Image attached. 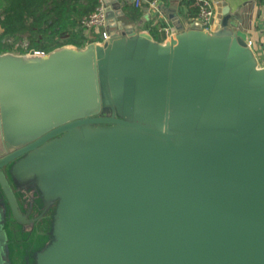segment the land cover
Here are the masks:
<instances>
[{
    "label": "water",
    "instance_id": "obj_1",
    "mask_svg": "<svg viewBox=\"0 0 264 264\" xmlns=\"http://www.w3.org/2000/svg\"><path fill=\"white\" fill-rule=\"evenodd\" d=\"M104 1L105 37L0 51V264H264V63L240 15L158 39Z\"/></svg>",
    "mask_w": 264,
    "mask_h": 264
},
{
    "label": "trees",
    "instance_id": "obj_2",
    "mask_svg": "<svg viewBox=\"0 0 264 264\" xmlns=\"http://www.w3.org/2000/svg\"><path fill=\"white\" fill-rule=\"evenodd\" d=\"M182 3L197 13L195 0ZM97 5L98 0H0V51L46 52L67 43L82 45L88 37L80 19ZM127 12L137 14L136 8ZM150 33L157 36L154 28Z\"/></svg>",
    "mask_w": 264,
    "mask_h": 264
},
{
    "label": "crops",
    "instance_id": "obj_3",
    "mask_svg": "<svg viewBox=\"0 0 264 264\" xmlns=\"http://www.w3.org/2000/svg\"><path fill=\"white\" fill-rule=\"evenodd\" d=\"M119 1L120 8L124 12V16L121 19L134 24L137 30L150 31V28H154L156 32L154 34L157 35L154 37L158 39H164L175 31L173 20L176 19V16L182 24L192 22L196 17V12L192 13L189 6L182 3V0H158L156 7L144 3L142 7L136 8L137 14L135 16H131L127 12V10L135 9L130 0ZM211 1L213 2L215 14L224 2L230 5L232 11L238 12L240 17L236 21L239 25L245 26L249 44L255 49L261 63H264V0ZM161 26L166 27V29H162ZM89 34L86 33V37L90 38ZM88 38L84 40L83 44L93 41L88 40Z\"/></svg>",
    "mask_w": 264,
    "mask_h": 264
},
{
    "label": "built area",
    "instance_id": "obj_4",
    "mask_svg": "<svg viewBox=\"0 0 264 264\" xmlns=\"http://www.w3.org/2000/svg\"><path fill=\"white\" fill-rule=\"evenodd\" d=\"M131 4L135 8H140L144 3L150 4L151 6L156 7L158 0H130ZM197 5V13L195 20L199 21L203 27L210 28L214 18V6L211 0H195ZM106 9L107 4L104 0H98V5L94 10L85 14L80 19V26L84 28L87 33L95 32L99 33L100 37L106 36V31L104 29L106 21ZM162 29L166 27L161 26ZM36 51V50H35ZM43 53L44 51H37Z\"/></svg>",
    "mask_w": 264,
    "mask_h": 264
},
{
    "label": "flooded vegetation",
    "instance_id": "obj_5",
    "mask_svg": "<svg viewBox=\"0 0 264 264\" xmlns=\"http://www.w3.org/2000/svg\"><path fill=\"white\" fill-rule=\"evenodd\" d=\"M32 191L27 193L28 195H30V197L32 195ZM16 197H17L18 204L20 205V213H22L25 216V218L30 219L32 217H35L38 215V213H40V211H42L41 216L38 218V220L31 223L32 229L34 228V226H38L41 223H43V221L49 220V215L54 209V204L49 205L47 208H44L43 206H39L37 209L36 208L37 206L30 207V201L23 200L24 198L21 199L18 196ZM22 225H26V224L22 223ZM20 230L24 232L25 231L24 226H22Z\"/></svg>",
    "mask_w": 264,
    "mask_h": 264
},
{
    "label": "rangeland",
    "instance_id": "obj_6",
    "mask_svg": "<svg viewBox=\"0 0 264 264\" xmlns=\"http://www.w3.org/2000/svg\"><path fill=\"white\" fill-rule=\"evenodd\" d=\"M89 35H90V37L92 38V40H94V39H99V37H100L99 33H95V32H91ZM25 43H26V42L23 41V44H25Z\"/></svg>",
    "mask_w": 264,
    "mask_h": 264
}]
</instances>
